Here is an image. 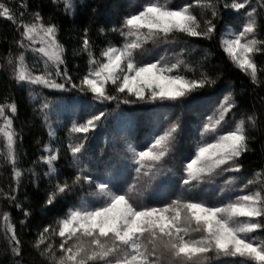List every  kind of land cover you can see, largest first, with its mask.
<instances>
[{
	"label": "snow or ice",
	"instance_id": "1",
	"mask_svg": "<svg viewBox=\"0 0 264 264\" xmlns=\"http://www.w3.org/2000/svg\"><path fill=\"white\" fill-rule=\"evenodd\" d=\"M82 7L87 20L62 39L64 20L75 24ZM47 9L0 0V19L14 32L0 52V168L10 176L0 185V264H33V253L41 264H264V163L245 164L257 142L264 156V0H141L106 24L80 0H49ZM193 39L218 40L259 109L245 108L231 82L205 91L226 71ZM70 55L80 59L75 72ZM13 86L27 92L29 119L38 117L47 135L35 139L27 166L29 119L17 125ZM146 105L181 114H154L140 138ZM188 112L199 115L191 132ZM114 114L138 142L124 138L113 155L97 154L91 141ZM182 136L191 139L177 153ZM26 180L37 193L44 185L39 214L47 219L35 225L31 202L21 199ZM33 227L32 239H22Z\"/></svg>",
	"mask_w": 264,
	"mask_h": 264
},
{
	"label": "trees",
	"instance_id": "2",
	"mask_svg": "<svg viewBox=\"0 0 264 264\" xmlns=\"http://www.w3.org/2000/svg\"><path fill=\"white\" fill-rule=\"evenodd\" d=\"M29 4L32 7H35L36 4H43L44 10L47 11V5L49 3V0H28ZM182 0H172L173 4H180ZM80 3L82 5H92L98 7V15L100 17L99 23L100 24H106L107 20L114 17L116 14L125 11L130 10V6L137 5L141 3V0H80ZM87 8H81L80 14L77 16L75 24L71 21V19L64 20L63 22V31L61 33V37L64 40H69L71 36L75 35V32L72 31L74 28H79L81 21L87 20ZM95 27L96 25H93L92 34L95 36ZM14 35L13 32V26L10 24V22H6L2 19H0V52L6 51L7 44L5 42V38L11 39ZM101 40L103 38H100ZM181 39H187L186 37H181ZM71 42V41H70ZM99 42V41H98ZM190 43L199 44L201 47H208L212 51L215 52V56L212 57V62L214 64H218L222 69H225L226 75L224 78H222L220 81H218L217 85L213 86L211 89L205 90L208 93L215 94L217 89L224 88L226 85L231 82V86L235 88L237 94L239 97H241L242 104L245 108L251 109L253 104L256 105L257 109L260 107V101L257 98V95L253 93L252 86L250 85V82L248 79L244 76L243 73L239 72V70H233L231 68L226 67L228 64L226 55L223 53V51L219 48L218 40H214L211 42L202 41V40H196L193 39L189 41ZM151 48V45H149ZM166 47L164 45H161L158 49L154 50V53H162L163 48ZM80 63V59L78 57H71L70 55V68L73 69V72H75L74 65ZM7 83L6 77L3 74H0V94L4 92L5 84ZM12 91L15 92L16 98L20 102L21 105V115L20 120L17 122V125L24 124L26 119H29L33 117V113L31 111V106L29 102L27 101V92L22 91L19 89H16L15 86H13ZM257 94L259 96H264V89H258ZM110 108L115 107L114 104L109 105ZM122 108H130V107H137V106H121ZM143 112L142 116L144 117V123L141 125L140 129L137 131L136 136L143 138L146 135H149L151 133L152 125L149 123V121L154 117V114H159L160 112H167L168 116L171 119H175L177 115L181 114V109H155V106L153 105H146L142 106ZM68 114L64 113L59 116V119L67 122ZM53 120L57 119V115L54 112L52 114ZM189 131H194L192 128V125L195 123L197 119H199L198 114H193L192 112H188L185 114L184 117ZM24 134H25V143H24V149L27 151L28 156L25 157V166H27V161H30L32 159H35V153L37 151V145L35 144V139L40 138L42 140H47L46 131L43 129L41 122L38 117L35 119H29V122L24 127ZM61 137L66 136V132L61 131L60 133ZM124 138L132 139L133 143L138 142L136 137L128 136L125 131H123V125L122 123L116 118V115L114 114L113 117L110 118V122L106 125L103 129H98L97 134L95 138L91 141L93 144V147L97 154L101 150H104L106 155H113L112 148L113 145L116 147H119V141H121ZM190 136H182L180 139V143L177 146V153L183 151V145L186 140L190 141ZM253 147L256 149L255 152L248 154V159L245 161L246 168L252 169L256 168L261 163H264V156L261 155V146L257 142L253 145ZM42 170V169H40ZM179 177L177 176L176 179ZM10 180L9 171L5 168H0V185H6ZM43 184H41V192L37 193L33 186L27 183V180L25 181V186L21 189V199H24V196L27 195L28 201L31 202L33 208H34V216L32 218V224L35 225L37 223H40L47 218L41 217L39 214V205L41 203V195H42V189ZM214 194V190H210L207 193V196H211ZM55 213H49V216L53 215ZM13 216L19 217V213L15 210H13ZM22 218V217H19ZM35 231V228H31L30 230H25L24 232H21L22 239L25 241L32 239V233ZM4 246V242L2 239H0V248ZM4 258L0 257V261H2ZM26 259H31L33 261V264H41L40 259L33 253L30 256L26 257Z\"/></svg>",
	"mask_w": 264,
	"mask_h": 264
}]
</instances>
